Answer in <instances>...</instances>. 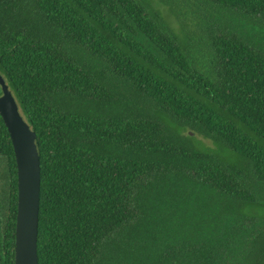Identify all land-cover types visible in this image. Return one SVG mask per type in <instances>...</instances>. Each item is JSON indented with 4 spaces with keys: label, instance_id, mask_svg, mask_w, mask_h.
Listing matches in <instances>:
<instances>
[{
    "label": "trees",
    "instance_id": "16d2710c",
    "mask_svg": "<svg viewBox=\"0 0 264 264\" xmlns=\"http://www.w3.org/2000/svg\"><path fill=\"white\" fill-rule=\"evenodd\" d=\"M0 75L35 134L37 264H264V0H0ZM0 168L13 264L1 117Z\"/></svg>",
    "mask_w": 264,
    "mask_h": 264
},
{
    "label": "water",
    "instance_id": "95a60500",
    "mask_svg": "<svg viewBox=\"0 0 264 264\" xmlns=\"http://www.w3.org/2000/svg\"><path fill=\"white\" fill-rule=\"evenodd\" d=\"M0 117L9 135L16 166V217L13 264H37L40 161L35 134L0 75Z\"/></svg>",
    "mask_w": 264,
    "mask_h": 264
},
{
    "label": "rangeland",
    "instance_id": "374dc122",
    "mask_svg": "<svg viewBox=\"0 0 264 264\" xmlns=\"http://www.w3.org/2000/svg\"><path fill=\"white\" fill-rule=\"evenodd\" d=\"M186 5H187V3H186ZM188 132H192V131H188ZM191 135H192V136H195V137L197 138V140H201V139H202L200 136L196 135L194 132H192ZM206 143H208V142L206 141ZM2 170H3V169H2ZM2 170H1V168H0V173H1ZM4 181H5V180H4ZM1 184H2V183L0 182V186H1Z\"/></svg>",
    "mask_w": 264,
    "mask_h": 264
}]
</instances>
